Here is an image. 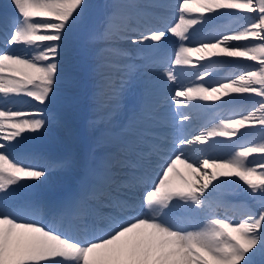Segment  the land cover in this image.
<instances>
[{
	"label": "snow or ice",
	"instance_id": "snow-or-ice-1",
	"mask_svg": "<svg viewBox=\"0 0 264 264\" xmlns=\"http://www.w3.org/2000/svg\"><path fill=\"white\" fill-rule=\"evenodd\" d=\"M9 7L0 12V264H264V0H176L165 5L174 20L132 36L127 10L159 5L112 0L87 37L100 45L96 95L117 80L123 90L158 65L174 86L172 122L189 124L179 109L207 104L219 110L218 122L191 135L174 125L170 146L165 140L145 150L141 138L117 141L89 158L77 190L60 200L40 199L34 190L80 161L36 151L28 134L52 125L71 131L65 109L83 86L74 25L86 2L10 0ZM220 18L237 27L217 26ZM167 34L178 43L171 54L161 49ZM124 37L145 45L144 54L120 48ZM238 62L249 66L212 79L218 65ZM247 99L251 106L239 104ZM32 101L43 107H24ZM144 119L158 116L146 110ZM234 187L246 197L238 206L224 198ZM177 205L197 211L199 223L174 216Z\"/></svg>",
	"mask_w": 264,
	"mask_h": 264
},
{
	"label": "rangeland",
	"instance_id": "rangeland-1",
	"mask_svg": "<svg viewBox=\"0 0 264 264\" xmlns=\"http://www.w3.org/2000/svg\"><path fill=\"white\" fill-rule=\"evenodd\" d=\"M158 1L159 2L161 1L160 2L161 4L156 3L157 5H159V7H156L157 9L155 8V10L154 9H152V10L146 9V10L154 11V12L155 11H157V12L167 11V13H165V14L162 13L163 19L170 20L169 18L171 17V19L173 20V17H174L173 16V10L170 7H165V5H173L176 3V0H158ZM119 2L123 3V4H127V3H132L134 1L119 0ZM135 2L148 4V2H146L144 0H138V1L135 0ZM3 11H10V9H8L6 7V5H1L0 6V12H3ZM127 11H129L132 15V16H130V21H129L130 23L129 24L134 23V21H136V20H139V21H137L138 23H143L147 19L152 18L154 20L156 19L155 23H157V25H159V27L161 26V23H160L161 19L159 20V19L153 17L152 15H150L148 13L144 14L139 9H132V10H127ZM105 14H106V8L104 5V0L86 1V8L84 10L83 16L81 18H79L74 25V32L76 34L78 44L81 48L82 57H83V59H82L83 86L76 93L75 98L69 103L68 107L65 109V120H66L67 125L71 131L69 133V132L65 131L63 128L52 125L48 128V130L44 131L40 135L33 134V138H32L33 140L31 141V145L38 152H40L43 149V150L49 151L50 153H52L51 155H55V157L56 156L61 157L62 151L67 148L66 145L71 144V145H74L75 148L78 149V154H80L84 158V159L82 158L83 160L86 159L84 161V162H86L92 156L100 157V155L99 156L95 155L96 154L95 148L97 145H100V144L105 145L106 144V145L113 146L114 143H116L117 141H121V142L126 141V138L129 136H135L137 138H141L142 140L144 139L146 141H147V139H149V137L153 136L155 138V140L153 141V144L158 143V142L163 144L165 142V140H167L168 144L170 146L171 139L173 138L174 125L180 127V125H178V118H177L176 122H172L171 120H169L170 119L169 116L163 115V113H166L167 111L165 109H162V106H161L162 104H165V105L169 104L171 107L176 108V106L174 105V103L172 101L167 102L168 101L167 99H169V98L171 99V95L173 94L172 93L173 89H171L170 92L166 93V95H169V96L164 97V98H167L166 99L167 101L166 100L160 101V102L157 101L158 103H156L154 107L147 108L146 106L138 105L140 102H138V104L135 103V104L131 105V107H133L135 109L136 114L139 116L144 115L142 113V111L145 112L146 110L156 113L158 116L157 120H160L162 115L166 116L167 119L162 118L163 119L162 125L165 126L166 131H159V130L156 131L155 130L156 128H160V126H162V125L156 126V127L154 126L155 129L153 127H148L147 129H149V130L153 129V131H146V130H144V129H146V127H143V126L141 127L140 125H138L135 122L123 121L122 122L123 128L118 130V132H113L112 130H109L110 127L106 126V124H104L101 127V129H103V132L106 134H111L112 137L115 139V141L105 139L102 136H95V135L91 134L92 129L94 127L93 123H91V122H93V121L95 122L96 114L93 113L92 104H90L86 100V97L88 94H90L94 90V81L87 74H88V72H90L91 61L95 59V57L92 56V54H91V51H92L91 49L92 48L94 49V47H96L98 44L89 43L87 37H88V33L93 30V25L96 22H99L101 20V18H103L105 16ZM252 15H255V14H252ZM139 18H142V20H140ZM138 23H136V24H138ZM231 26H232V28H235V27H237V24L232 23ZM134 29H136V28H134ZM137 31H140V30H137ZM2 45H3V42L0 41V46H2ZM118 46L120 48H124L125 46H127V47L130 46V47H133L135 49V51H139L140 49L145 48L144 45L133 44L126 37L121 38L119 40ZM176 47L177 46L173 47L171 53L173 52V50ZM134 49L133 50L127 49V50L132 54L133 57H137L138 55H137V53L134 52ZM225 59L231 60L232 58H225ZM140 62H141V60H140ZM233 66H237L235 68L238 69V68H246L249 66V64H248V62H238V63H230V64H226V65H218L214 70L215 74L213 75L212 79H218L219 76H221L224 72L227 71V69L231 68L230 70H233L232 69ZM155 68L158 70H163L162 66L157 65V66H154L147 73H140V75L147 76ZM117 86H119V80H117L116 84L111 89H105L104 93L100 95V101H101L100 104L101 105L111 104V101H113V99H114L113 93L117 92V90H116ZM141 99H143V98H141ZM251 102H253V101H250V103H249L250 105L252 104ZM122 103H123V101H122V99H120L118 106L117 105L114 106L115 109L120 110L121 109L120 106ZM250 105H248V106H250ZM41 107H43V106H41ZM205 107H206L205 109L199 108V109H194L191 111L184 110L191 117V122L189 124H187L188 129H190V132H186L185 134H188V135L195 134V132H197V130H195L196 127H198V129H201L202 127H211L213 123L218 122V120H216L215 117L219 114V112L217 113V115L211 113L213 110H218L215 107V105L214 104H207ZM209 107H211L210 110H209ZM154 131H156V132H154ZM123 132H126V135L121 134ZM165 132H167V133H165ZM58 146H59V148H58ZM139 146H141V145H139ZM142 147L146 148L145 145H143ZM84 170H83V173H84ZM78 181L79 180L77 179V183H79ZM243 198H244V195H243ZM41 199L46 200L45 197H42ZM245 199H246V197H245ZM218 211H219V214L221 216H223L221 209H219ZM172 214L174 216H176L178 219H180V220L182 219V221L184 223H185V220H187L185 223L186 225H192V223H193L192 220L201 218V215L198 214L197 211H195L194 209L186 208L183 205L176 206L175 209H173ZM182 214L184 215V217ZM229 215H233V213H231ZM235 218L238 220L239 216L237 215ZM43 219H45V216H43Z\"/></svg>",
	"mask_w": 264,
	"mask_h": 264
},
{
	"label": "bare ground",
	"instance_id": "bare-ground-1",
	"mask_svg": "<svg viewBox=\"0 0 264 264\" xmlns=\"http://www.w3.org/2000/svg\"><path fill=\"white\" fill-rule=\"evenodd\" d=\"M86 1H91V0H85V2ZM128 1H134L135 2V0H128ZM144 1H146L148 3H153V4H156V3L161 4L160 3L161 1L159 2L158 0H144ZM111 3H112V0H104V5H105V8H106V12H107V9H108V7L110 6ZM9 4H10V0H0V6L1 5H6V7L8 9H10V11H12V9L9 7ZM152 9L155 10V8H151V10ZM140 11L143 12V13L147 12L148 14L152 15L153 17H155V18H157L159 20L163 18L162 17V15H163L162 13H164V14L167 13V11H164V12H161V11H159V12L155 11L154 12V11H149V10H140ZM130 16H132V15H130ZM103 19H104V17L101 18V20L99 22H96L93 25V30L100 27L101 22L103 21ZM139 19L142 20V18H139ZM169 19L172 20L171 17ZM174 19H175V17H173V20ZM155 20L151 18V19H147L143 23H138L137 21H139V20L134 21V23L129 24V27L131 29L136 28L135 29L136 31H129L128 35L129 36L136 35L139 32L137 30L143 31L147 27H159V25H157V23H155L156 22ZM136 23H138V24H136ZM232 23L233 22L230 19H228V18H220V19H218L215 22V24L217 26H223L224 28H228V29L232 28V26H231ZM205 34H207V32ZM0 41L3 42V37L2 36H0ZM175 46L178 47V43H177L176 38L171 36V34H167L166 35V39L161 44L162 51L164 53H166V54H171V51H172L173 47H175ZM98 47H100L99 44L96 47H94V49L93 48L91 49L92 50L91 51L92 56L95 57L94 54H95L96 49ZM129 47L130 46H128V47L125 46L123 49H130V50L134 49L133 47H130V48ZM13 50H18V49H13ZM134 52L137 53L138 56H142L144 54V53H141L140 51H135V49H134ZM147 54L150 57L154 58V59L157 58L160 55V53L151 52V51H149ZM139 62H140V59H136L135 60V63L138 64ZM95 63H96L95 59L91 61V63H90L91 64L90 65L91 66L90 72H88V74H87L94 81V90L90 94H88L87 97H86V100L90 104H92L93 113L96 114V119H95V123L93 124L94 127L92 129V133L91 134H93L95 136H102L105 139H109V140L115 141V139L112 137L111 134H106V133L103 132V129H101V127L104 124H106V126H109L110 127L109 130H112L113 132H118V130L123 128L122 127V122L123 121L135 122L138 125H140L141 127L142 126L146 127V129H144L146 131H153V129L149 130L147 128L148 127H153L154 128V126L156 127V126L162 125L163 124L162 123L163 119H167L166 116H169L171 118L177 112L178 109H176L175 107L173 108L169 104H167V105L162 104L161 105L162 109H165L167 111L166 113H163V115H166V116L162 115L160 120L146 121L144 119V115H140V116L137 115L135 109L133 107H131V105H133L135 103L138 104V102H140L138 105L146 106L147 108L154 107L156 103H158L160 101H164V100L167 99V98H164V97H168L169 96V95H166V93L170 92L171 89L174 90V86H172L170 82L169 83H165V81L163 79V75H162L163 74V70H158L156 68L154 70H152L147 76H142L140 74L137 75V77L132 81V83L130 85H128L127 87H125L123 90H121L120 86H117L116 87L117 92L113 93L114 94V99H113V101H111V104L101 105L100 104V102H101L100 101V95H96L97 92H98V89L100 87L99 81H100L101 77L99 75L95 74L92 71V69L95 66ZM140 63H142V60H141ZM235 67H237V66H233L232 69L233 70L236 69ZM230 69H227V71L224 72L222 75H225V73H227L228 71H231ZM173 90H172V93H173ZM141 98H143V99H141ZM120 99H122L123 103L120 106L121 109L117 110V109H115L114 106L115 105L118 106ZM24 100L25 101H30V98H24ZM167 100H166L167 102H171L170 98L167 99ZM250 101H252V100H250V99L241 100V101H239V104L242 105V106H248V105H250L249 104ZM251 103H253V102H251ZM24 107L25 108H31V107L40 108L41 105H39L38 102L32 101L31 103H25ZM51 107L52 106H49V108H51ZM205 108L206 107H202V109H205ZM210 109H211V107H209V110ZM184 110H187V109H184V108H180L179 109V111H184ZM218 112H219V110H213L211 113L217 115ZM142 113L144 114V111H142ZM169 120H171V119H169ZM180 127H182L184 134L186 132H190V129H188L187 124L186 125H182V126L180 125ZM155 130L156 131L157 130L166 131L165 126H163V125L160 126V128H156ZM195 130L199 131L201 129H198V127H196ZM156 131H154V132H156ZM165 133H167V132H165ZM121 134H125L126 135V132H123ZM28 135H30L33 138V134H28ZM133 137H135V136L127 137L126 141L132 139ZM32 140L33 139H31L29 141L30 144H31ZM154 140H155V138L153 136L149 137V139H147V141L144 140V139L143 140L139 139L138 143H139V145H141V146H139V148L146 150L150 145L153 144ZM143 145H145L146 148H143L142 147ZM66 147L67 148L62 151L61 157L65 156L66 154L71 153V154H73L74 156H76L78 158V160L80 161V166L77 167L76 169L70 171V172H59V171L52 172L49 175V178H48L47 182H45L44 184L39 185L34 190V191H36V193H37V195H38V197L40 199L42 197H45L46 200H60V199H63L65 196H67V195L73 193L74 191H76L78 186H79V184H80V182H81V180L84 178L83 170L85 169V165L87 164L88 160L86 162H84L86 159L83 160L84 158L80 154H78V149L75 148L74 145L67 144ZM112 147L113 146L106 145V144L105 145H102V144L97 145L96 148H95V151H96L95 155L96 156H99V155L101 156L105 152L110 151L112 149ZM58 148H59V146H58ZM42 153H44L46 155H49V156H52V157H55V155H51L52 153H50L47 150H43ZM213 155H217V154L214 153ZM56 157H58V156H56ZM177 167H178V169H179V171L181 173H183L185 175H188V170L183 165H177ZM77 179L79 180L78 181L79 183H77ZM225 191L230 193V194L226 195L224 198L231 205L238 206V205H240L242 202H244L246 200L245 196L243 198V192L239 188H235L234 187L233 189L225 190ZM256 210L258 211V208H256ZM221 211L224 214V210L221 209ZM231 213H233V212L230 211L228 214H231ZM44 216H45V219H47V216L46 215H44ZM183 217H184V215H183ZM200 219L201 218L192 220V222H193L192 225H195V224L199 223ZM181 221H182V219H181ZM186 221L187 220H185V223H186Z\"/></svg>",
	"mask_w": 264,
	"mask_h": 264
}]
</instances>
